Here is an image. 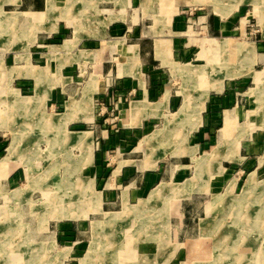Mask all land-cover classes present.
<instances>
[{
	"label": "rangeland",
	"instance_id": "1",
	"mask_svg": "<svg viewBox=\"0 0 264 264\" xmlns=\"http://www.w3.org/2000/svg\"><path fill=\"white\" fill-rule=\"evenodd\" d=\"M115 1L120 2V0ZM176 1H178L179 7L187 13L188 17H190L187 24L192 26L193 31H200L199 34H196V38H207V36H209L206 34V32L203 33L201 29H199L200 25L195 22L196 18L204 14H209L213 12V10L224 17L237 8L235 11L237 16L247 17V19L243 27L245 30H237V33L233 35L232 43L234 44L231 43L229 38H224L219 44L224 45L225 43H228V46L227 48L225 47L219 49L217 43L219 42L220 37L215 38V44L217 45L212 51L210 59H208L204 64H202L203 60L196 56V53L200 48L199 42L189 40L188 48L186 49L190 50L185 56L180 58L179 61L182 63L174 65V73L171 72L166 66L161 67L157 65V68H150L149 71L151 73H157L159 75L158 79L154 80L157 91H164L166 88H170L171 91L174 92V97L177 100L173 105V109L177 107V104L181 98L179 93L177 94V91H181L182 100L180 105L175 111L168 112L170 118L166 117V113H162V109L167 108V100L169 97V90H167L161 101L157 103L158 105L151 104L150 109L155 110L151 111L149 114L155 116H164L165 119L155 118L149 120L145 128L143 127L140 132L135 133L134 137L129 139L130 142L124 143L123 146L119 143L121 140L119 133L118 142L116 143V141H114L113 144L109 145L105 149L106 158L104 161V178L106 179L110 177L113 180L115 175L112 174V171L115 169L117 163L121 159L134 158L137 166L141 163L142 158L145 156L146 151L150 149L151 145L157 143L158 140L156 139H163V142L158 147L160 148V151H156L151 148L146 153V157L143 161V168H155L157 162L164 158L161 162H159V169L157 170V173H160L163 176L164 179L162 180L171 181L167 183L164 182L170 187L159 193L160 196L152 200L150 204L148 203L149 210L143 215L140 214L143 216V219H140L136 209L143 200H146L149 197L151 190L159 184H156L159 179L150 186L151 188L156 184L148 192V190L145 191V189H143V184H139L140 180L143 181L141 172H135L132 175H129L127 172L124 176L122 173V175L118 176V186L115 183L113 190L105 191L102 190L103 185L97 186V190H102L103 192L102 195L104 201L108 203L104 205V209L115 212L102 211L103 215L101 213L89 215L90 220H95L91 222V230L89 220H82L81 222L83 223V230L80 232L76 231L70 234H55V237L51 238L54 240V242H48L49 240L45 239V237L43 241L46 242H35L30 240V242L24 243L23 240H18L22 241V244H18L17 248L14 249V247H8L6 244L7 241H10L8 239L10 234L5 232V228L14 227V225H21L22 227H25V225L20 223L23 222V219L21 217L22 211L20 206H18L15 217L8 219L6 216H4L6 218L0 220V264H27V262H29V264H167L171 260L170 258H173L178 248L181 247H175L174 245L176 248V250H174V254L170 255L168 259L163 260L164 258H162L161 261H159L158 256L163 253V251L165 252L164 247L168 246L169 202L171 203L172 216V213L175 211L173 210V207L175 206L173 201L179 200L183 197L186 198L191 194V192L207 191L210 180L215 175H219L223 171V161L239 159L236 156V152L239 148L240 139L245 137L247 134L248 127L245 126H247L249 123H253L257 128L264 127V75L262 72H254V66L257 62V58L255 48L253 47L254 43L258 44L261 41V32L259 30H255L260 28L259 21L264 26V0ZM50 2L53 3V6L50 7L49 10H47L48 5L46 0L45 11L31 14L33 23L40 20L44 16L50 17L55 13V19L62 18L66 21L70 19L74 4L72 0H65V5L62 9H58L56 7V4H54L55 0H50ZM61 3H63V1ZM91 3L92 2L90 0L85 1L84 10L83 12L81 11L82 15L80 17L85 15L88 18L87 20H95L96 24H92L91 21H89L88 24H91V27L96 32V29H99L100 27H106L111 20L115 19V17L111 15L108 17H103L100 13V10L95 8V5L92 4L91 7ZM82 6L83 4H81L80 1L77 2V0H75L74 7L76 9H81ZM78 18L79 17L76 19L77 21ZM83 18L82 20L85 22L86 18ZM13 20L14 18L9 17V14L4 10H1L0 7V96L2 95V97L5 94V91H8L10 88L11 89L9 91H17L12 88L21 89L22 91L24 88L26 91H29V89L32 88V80L30 79L9 80V78L6 77L11 67L15 65L11 59H7L9 55H12L14 52L4 54L6 44L4 43L5 40L3 37L11 32L10 30L11 25H13ZM148 22V20L145 21V23ZM239 22L240 20H237L235 26H239ZM83 27L84 30L90 31L88 25H84ZM51 29H55L54 24ZM71 31L72 30L69 28H64L60 37L58 39L51 38L50 42H55V40L58 42L62 41V39L66 38V36L71 33ZM97 33L102 34V32L98 31ZM130 33L131 32H128V34ZM123 34L124 31L120 34L112 32L109 34L108 39L114 40L116 37H119ZM189 35H192L191 30H189ZM131 40L134 39L131 37L127 38V41ZM66 41H70V44L65 47L63 44ZM76 41L77 38L71 40L66 39L59 46H51V49L68 50L76 43ZM163 48H165V45L161 44L160 47L157 46V53L163 52ZM175 49L178 48L176 47ZM15 50L17 49H14V51ZM257 51L258 53L260 52L259 48ZM131 52L133 54L129 60L119 64L118 74H135L136 70L138 69V62L136 60L137 56L133 47L131 48ZM204 54L205 52L202 51L199 55L204 56ZM255 67L256 70H260L264 68V63H258ZM12 75L15 76L16 74L13 73ZM26 75L35 77L36 93L42 91L40 87L45 85V82H47V72L38 69H28ZM247 75H251L253 78L241 77ZM224 81L230 83L229 91L239 93L237 98L239 107L241 108H238L237 110L238 117L236 119V123L233 121L232 126L229 128L224 145L217 151H215L217 146L209 151L211 146L209 137H204L201 140L199 136H196L195 132H193L191 136L189 134L191 131L196 130L201 124L202 112L205 108L209 91H222ZM77 82H80L79 88L81 89L83 84L82 81ZM111 88L112 87H110L109 90H111ZM97 89V80L95 77H92L82 91H97ZM113 89L116 90L115 87H113ZM244 93L245 95H243ZM6 96L8 98L12 97L11 95ZM37 97V94H35V96L20 97V99H26L28 102H31L37 101ZM185 99L187 102V110L185 109L184 113L176 116V112ZM127 102L128 101L125 103ZM81 105H83V103ZM96 107L97 106L95 105V114L99 112L97 111ZM198 107H200V111H198ZM81 108H84L83 111L86 113V118L89 119L92 117L91 114L87 112L85 104ZM134 111L135 110H133V112ZM116 112L117 111H114L112 115L109 116L112 119V122H104L106 127L107 125H115L113 130L122 129L121 126L123 124L121 121L122 111H120V113ZM218 112L219 115H217L216 118H218L217 120H219L218 123L220 126L222 124L223 113L222 111ZM60 117L62 116H54L52 114L43 113L40 119L41 122L45 123V125L53 126L54 123L55 125H58V122L51 123L50 119L61 121L62 118ZM98 117L99 119L100 117L103 119L106 117V114L103 116L99 115ZM217 128V126H214L213 131H211V134L208 136L215 135ZM233 128H236L238 133L235 131L237 135L230 137V131ZM109 129L110 127L108 130ZM151 131L153 132L149 134ZM85 132L86 131L77 132L76 134H69L68 132H65L63 137V143H69L71 141L72 145L80 149L82 152L80 159L75 160L73 169H69L68 167L66 169L67 171L71 170V172H77L73 182H70L68 177L58 180L52 176L55 169L56 174L59 171V175H62L63 167L67 165L68 162V160L65 159L66 154H58L55 151L51 152V146L54 147L58 144L52 137L47 138V142L49 144L41 143L38 145L39 142L33 143L31 140H28V136L23 131H14L12 133L11 142L10 133L3 132L5 133L1 136V141L4 142L2 147L3 153L0 154V157L6 153L5 149L8 145L9 146L8 156H5L0 160V173L5 167L8 159L13 158L17 153L20 152L27 178L26 184L23 187L12 189L4 196L5 200H19L23 197L24 193H31L32 189L35 188L36 190L31 194V198L33 199L29 198L27 200H23L29 202L31 209H35L36 207H41L45 204H37L38 201L35 200L40 198L43 194L41 188L38 189L37 187L47 188L51 184H55L56 187L59 188V194L65 195L67 191H63L64 189H73V194L76 196L75 198H78L74 201H69L68 203L65 202L66 204L63 203L62 207H60L63 208L61 209L63 217L69 219H79L85 216L89 211H101L100 203L95 201L93 197V193L91 191L92 185L86 180V178L79 174L82 166L88 164L92 160V147L91 142L89 141L90 133L87 135ZM80 136L83 138L84 142L82 141L81 143H78L76 140L79 139ZM143 136H145L146 139H155L142 141V144L137 151L128 153L133 147L137 145ZM196 143H207V146L205 145L201 147L200 154L202 152H209L196 155L197 148L195 146H189ZM24 145H26V149L23 148ZM29 146L31 147L32 152H27ZM39 148L44 150H40ZM185 155L189 156L191 160L189 157H177ZM208 155L210 157H208L207 160L209 161L210 165L206 167L205 170L200 169L194 181L192 180L193 182L185 185L184 182L187 179H191L195 176L196 163ZM59 164L60 167L57 169ZM176 164H188V166L175 167ZM243 164L244 162L238 165V167L240 169L242 168L243 171H239L237 174H228H232L233 176L237 177V183L236 179H231L226 184L222 192L212 193L211 195L192 194V200H182L183 207L180 210L184 212L185 217H190L191 226L186 233L181 234L180 237L183 238L181 240H185L187 237L189 238L188 242H194L197 221L201 216L203 217H201L199 220V236L208 240L204 242V248L198 252V255H191L189 260L181 261L179 264H264L262 259H260V257H264V172L259 171L256 176L255 171L250 172V169L248 170L246 165L244 166ZM224 165L228 166L230 164L225 162ZM131 167L132 166H129V168ZM133 168L135 167L133 166ZM170 173L173 174L172 177H170ZM226 174L227 172L224 174V177H227ZM135 177L137 178L135 179L134 183L133 180ZM131 180L133 183L130 184ZM21 182L24 183V181H19V183ZM129 184L130 187L128 188V193H130V195L128 202L133 205H125L122 208L121 191L123 190L124 186ZM134 187L142 188V192H140L142 196H145L148 192L145 197L140 198L136 203V197L131 196V191L134 189ZM8 188L10 190L13 187L8 186L7 189ZM60 188H62V193ZM3 190L4 189L2 187L1 192ZM105 192L107 194H105ZM111 192L112 194H110ZM13 195L16 196L13 197ZM112 197L117 199L115 204H110L111 200L109 198ZM186 201H192V204H190L189 207H186ZM204 201L205 203L203 210ZM3 203V200L0 198V205H3ZM6 214L7 208L0 209V216L3 217V215ZM47 222L46 216H43V218L40 220V229H47ZM22 235L24 236L26 233H18V236ZM105 236H113L115 240H117L116 245L112 244L111 246H107V244H109V239H106ZM124 236L131 237L134 242H154L155 245H142L139 246L137 251L135 249L128 250L122 241L126 242V245L129 248H131V242H128L127 239H124ZM142 251H146L151 254L144 257L138 256ZM256 255L258 256L257 259L253 260L252 258ZM170 264L177 263L172 261Z\"/></svg>",
	"mask_w": 264,
	"mask_h": 264
},
{
	"label": "crops",
	"instance_id": "2",
	"mask_svg": "<svg viewBox=\"0 0 264 264\" xmlns=\"http://www.w3.org/2000/svg\"><path fill=\"white\" fill-rule=\"evenodd\" d=\"M62 1L63 3H61ZM72 1L74 3L72 14L67 21L62 18L55 19V13L50 17L44 16L34 23L31 14L45 11L46 0H1L0 4L1 10L7 12L9 17L14 18L13 25H11V32L3 37L5 40L4 43L6 44L4 54L14 52L12 55H9L7 59H11L15 65L11 67L6 77L9 78V80H32V88L29 89V91H26L25 88L23 91L15 88L12 89L17 91H9L10 88L8 91H5L3 97L2 95L0 96V154L3 153L2 147L4 143L1 141V136L8 132L10 133V142L14 131L25 132L28 136V140H31L33 143L39 142L38 145L41 143L49 144L47 138L52 137L58 144L54 147L51 146V152L55 151L58 154L64 153L66 154L65 159L68 160L67 165L63 167L62 175H59V171L56 174L55 169L52 176L58 180L68 177L69 181L73 182L77 172H71V170L67 171L66 169L67 167L73 169L75 160L80 159L82 152L80 149L74 147L71 141L69 143H63V137L65 132L76 134L77 132L86 131L85 133L87 135L90 133L89 141L92 147V160L88 164L82 166L79 174L86 178L92 185L91 191L93 197L95 201L100 203L101 211H89L85 216L79 219L63 217L61 208L58 206V203H60L59 188L56 187L55 184H51L47 188L37 187L38 189L41 188L44 194H42L40 198L35 199L38 201L37 204L48 203L47 206L31 209L29 202L23 201L29 198L33 199L31 198V194L36 190L35 188L32 189L31 193H24L23 197L19 200H5L4 196L6 194L12 189L23 187L27 181L26 171L23 166V159L20 152L13 158L8 159L5 167L0 173V198L4 202L3 205H0V209L7 208V214L3 215V217L0 216V220L6 217L8 219L15 217L17 207L20 206L23 214L22 219L24 222L28 223L29 239L35 242H46L43 241L44 237L49 240L48 242H54L51 238L55 237V234L80 232L83 230L82 220H89L91 230V222L95 220H90L89 215L94 213H101L103 215L102 211L115 212L104 209V205L108 203L103 199L102 190H113V186L115 183L117 185L119 181L118 176L122 175V173L124 176L127 172L129 175L135 172H141L143 181L140 180L139 184H143V189H145V191L148 190V192L158 183L171 182L162 180L164 179L163 176L157 173L159 162L164 158L157 162L155 168H143V161L146 157V153L151 148L160 151L158 147L163 142V139H156L158 140L157 143L151 145L150 149L146 151L145 156L142 158L141 163L137 166L134 158L121 159L112 171V174L115 175L113 180L110 177L104 178L105 149L113 144L114 141H116V143L118 142L119 133L121 138L119 143L123 146L124 143L130 142L129 139L133 138L135 133L140 132L143 127L145 128L149 120L155 118L165 119L164 116L149 114L151 111L155 110L150 109L151 104L159 103L167 90H169L167 108L162 109V113H166V117L170 118L168 112L175 111L180 105L182 100L181 91H177V94L179 93L181 98L177 107L173 109V105L177 100L174 97V92L171 91L170 88H166L164 91H157L154 80L158 79L159 75L157 73H151L149 71L150 68H157V65L161 67L166 66L173 72L174 65L182 63L179 61L180 58L189 52L190 49H186L188 48L189 40L199 42L200 48L196 56L203 60L202 64H204L210 59L212 51L222 39L229 38L232 43L233 35L237 33V30H245L243 27L247 19V17L237 16V13H235L237 8L224 17L213 10V12L209 14H204L196 18L195 22L200 25L199 29H201L203 33L206 32V34L209 35L207 38H196V34H199L200 31H193L192 26L187 24L190 17L179 7V3L176 0H120V2H116L115 0H90L92 2L91 7L92 4L95 5V8L100 10L103 17H108L110 15L115 17L106 27H100L96 29L95 32L91 27L92 25L88 24L91 20H87L88 18L85 15L80 17L82 15L81 11L83 12L84 10L85 1L88 0H77V2L80 1L81 4H83L81 9H76L74 7L75 0ZM55 4L58 9H62L65 5V0H55ZM77 17H79V22L76 20ZM83 17L86 18L85 22L82 20ZM146 20L149 22L145 23ZM237 20L241 22H239V26H235ZM93 21H91L92 24H96V21ZM53 24L55 25V29H51ZM84 25H88L90 31L84 30ZM259 26L260 28L255 31L259 30L261 32V41L258 44L254 43L253 46L257 58L255 66L258 63H264V26L260 21ZM64 28L71 29V33L60 42L57 40H55V42H50L51 38L58 39ZM189 30L192 31V35H189ZM97 31L102 32V34L97 33ZM123 31L124 34L116 37L114 40L108 39L110 33L114 32L120 34ZM128 32L131 33L128 34ZM129 37L134 40L127 41ZM218 37H220V40L215 44V38ZM75 38H77L76 43L68 50L51 49V46H59L66 39L71 40ZM161 44L165 45V48H163V52L157 53V46L160 47ZM132 47L135 49L137 56L138 69L135 74H118L119 64L127 62L132 56ZM176 47L178 49H175ZM258 48L260 51L259 53L257 51ZM14 49L17 50L14 51ZM202 51L205 52L204 56L199 55ZM255 66L254 72H262L264 75V68L256 70ZM28 69H38L47 72V82L40 87L42 91L36 93V79L31 75H26ZM13 73L16 75L13 76ZM92 77H95L97 80V91H82ZM241 77L253 78L251 75ZM77 81H82L83 84L81 89L79 88L80 82ZM225 81L222 91H209L205 108L202 112L201 124L196 130L191 131L189 134L191 136V134L195 132L196 136H199L201 140L204 137H209V142H211L209 151L224 140L222 128L224 126L225 117L229 116L236 123L238 117L237 110L241 108L239 107L237 98L239 93L229 91L230 83ZM110 87H112L111 90H109ZM113 87H115L116 90H114ZM245 93L243 95H245ZM35 94L38 96L37 101L28 102L27 100L20 99V97L35 96ZM6 95H11L12 97L8 98ZM126 101L128 102L125 103ZM82 103L83 105L85 104L87 112L92 116L89 119L86 118V113L83 111L84 108H81L83 107V105H81ZM134 104L138 105V109L136 108L137 110L133 112L132 106ZM95 105L97 106V111H99L97 114H95ZM114 111L118 113L122 111V129L113 130L115 125H107L106 127L104 123L107 121L112 122L109 116L112 115ZM218 111H222L223 113L222 124L220 126L218 123L219 120L216 118L217 115H219ZM43 113L62 116L60 117L62 119L58 122V125H45L40 119ZM104 114H106V117L103 119L100 117L99 119L98 116H103ZM214 126L218 127L215 135L208 136L211 134V131H213ZM109 127L110 129L108 130ZM245 127H248L247 134L240 139L239 148L236 152V156L239 159L223 161V171L210 180L207 191L191 192L188 197L173 201L175 205L173 210L175 211L172 213V216L171 203L169 202L168 246H165V252L163 251V253L158 256L159 261H161L162 258H164L163 260L168 259L170 255H173L176 246L181 247L178 248L173 258H170L171 260L167 264H170L172 261L177 264L181 261H187L191 255H198V252L204 248V242L208 240L200 237L198 232L199 220L203 216L198 218L194 242H188L189 238L187 237L185 240H181L183 239L180 237L181 234L186 233L191 226L190 217H185L184 212L180 210L183 207L182 200H192V194L211 195L212 193H220L231 179H236L237 183V177L228 174H237L239 171H243L242 168L240 169L238 167L242 162H244L243 165H246L248 170L250 169V172L255 171L256 176L259 171L264 172V127L257 128L253 123H249ZM235 131L238 133L236 128L230 131V137L237 135ZM145 136H143L137 145L128 153L137 151L142 141L155 139H146ZM205 145L207 146V143H196L189 146H195L197 148L196 155H201L209 152H202L200 154L201 147ZM8 146L5 149L6 153L0 157V160L8 156ZM23 148L26 149V145H24ZM39 149L44 150L42 148ZM27 152H32L30 146ZM225 162L230 165H224ZM60 164L57 169L60 167ZM129 166L132 167L129 168ZM133 166L135 168H133ZM186 166H188V164L175 165V167ZM226 172L227 177H224ZM172 173H170V177L173 176ZM136 178L137 177L133 180L134 183ZM157 180L158 182L150 188ZM19 181H24V183H19ZM133 182L131 180L130 184ZM130 184L124 186L121 191L122 208L125 205H133L128 202L130 195V193H128V188ZM99 185H103L102 190H97V186ZM8 186L13 188L9 190V188L7 189ZM2 187L4 190L1 192ZM140 192H142V188L139 187H134L131 191V196L136 197L135 203L148 194L147 192L145 196H142ZM105 194L107 193L105 192ZM110 194H112V192ZM109 199L111 200L110 204H115L117 202V199L113 197ZM205 201L203 202V210ZM190 204H192V201H186V207H189ZM43 216H46L48 221L47 229L45 230L40 229V220ZM123 238L131 242V248H129L126 242L122 241L128 250L135 249L137 251L139 246L155 245L154 242H134L132 238L128 236H124ZM171 241L178 244H173Z\"/></svg>",
	"mask_w": 264,
	"mask_h": 264
},
{
	"label": "bare ground",
	"instance_id": "3",
	"mask_svg": "<svg viewBox=\"0 0 264 264\" xmlns=\"http://www.w3.org/2000/svg\"><path fill=\"white\" fill-rule=\"evenodd\" d=\"M54 4H55V2H54ZM47 5H48V8H47V10H49L50 9V7H52L53 6V3H51L50 2V0H47ZM57 7V6H56ZM68 44H70V41H66V42H64V44H63V46H67ZM218 48L219 49H222V48H227V46H228V43H225L224 45L222 44V45H220V44H218ZM237 46V45H236ZM240 46V45H239ZM216 47V46H215ZM235 48V47H234ZM245 52V51H244ZM191 73V72H190ZM230 74V73H229ZM228 74V75H229ZM192 75V74H191ZM257 81V80H256ZM220 84V83H219ZM219 88V87H218ZM219 90V89H218ZM187 97V96H186ZM28 99V98H27ZM26 100V99H25ZM137 104H134L133 106H132V110H137L138 109V105L136 106ZM186 106H187V102H186V99L184 100V102L181 104V106L179 107V109H178V111L176 112V116H179V115H181L182 113H184V111H185V109H186ZM137 108V109H136ZM197 109H199L198 111H200V107H198ZM187 110V109H186ZM192 111H194V110H192ZM200 113V112H199ZM198 115V114H197ZM47 117V116H46ZM200 119V118H199ZM47 120V119H46ZM51 121V123H54V122H59V121H56L55 119H50ZM48 121V120H47ZM195 123V122H194ZM198 123V122H197ZM55 124V123H54ZM193 124V123H192ZM232 124H233V120L229 117V116H226L225 117V120H224V126H223V128H222V131H223V133H224V140H223V142L222 143H220V144H218L217 145V148H216V150L215 151H217L219 148H221L223 145H224V142H225V140H226V135H227V132H228V130H229V128L232 126ZM195 125V124H194ZM192 126V125H191ZM195 127H196V125H195ZM75 136V135H74ZM77 138H78V136H77ZM74 141H75V139H74ZM83 141V138L80 136V138L79 139H77L76 140V142H78V143H81ZM84 142V141H83ZM228 143V142H227ZM13 145V144H12ZM11 150V149H10ZM85 155V154H84ZM211 155V154H210ZM87 156V155H86ZM208 157H210L209 155L208 156H205L203 159H201L200 161H198L197 163H196V172H195V176L194 177H192L191 179H187L185 182H184V184L186 185V184H188V183H191V182H193L194 181V179L196 178V176L198 175V173H199V171H200V169H204L205 170V168L206 167H208L210 164H209V161L207 160V158ZM83 159H84V157H83ZM86 160V159H85ZM33 174V173H32ZM193 180V181H192ZM74 184V183H73ZM247 185H249V184H247ZM251 186V185H250ZM254 186V185H253ZM168 187H170V186H168L167 184H165L164 182H161V183H159L155 188H153L152 190H151V192L149 193V197L146 199V200H143L142 202H141V204L137 207V214H139V217H140V219H143L142 217L143 216H141V215H143L145 212H148V210H149V208H148V203L150 204V202H152V200H154V199H156L158 196H160L159 195V193H161V192H163V191H165V189L166 188H168ZM60 190H61V193H62V188H60ZM63 191H67L66 192V194L64 195V194H60V203H58V206H60V207H62V205H63V203H65V202H69V201H74L75 199H78V198H75L76 196H74V194H73V189H64ZM168 191V190H167ZM245 192V191H244ZM60 193V192H59ZM73 194V195H72ZM16 195H13V197H15ZM84 202V201H83ZM74 203V202H73ZM66 204V203H65ZM78 204V203H77ZM43 205V204H42ZM48 205V203H45L44 204V206H47ZM76 206V205H75ZM68 208V207H67ZM61 209H63V208H61ZM21 213V212H20ZM141 214V215H140ZM21 217H23V214L21 213ZM166 219V218H165ZM147 220V219H146ZM143 221V220H142ZM148 221H150V220H148ZM19 222V221H18ZM17 222V223H18ZM146 222V221H145ZM157 222V221H156ZM263 222H264V220H263ZM20 223H22L23 225H25V227L23 226H21V225H17V226H15L14 225V227H8V228H5V232L7 233V234H10L9 236H8V239L10 240V241H7V245H8V247H14V249L15 248H17V246H18V244L20 245V244H22V241H18V240H23V242L24 243H27V242H30V239H29V234H28V223L27 222H20ZM164 223V222H163ZM162 223V224H163ZM146 224V223H145ZM159 224V223H158ZM161 224V225H162ZM96 225V224H95ZM151 227V226H150ZM157 227V226H156ZM156 229V228H155ZM160 229V228H159ZM161 230V229H160ZM96 231V230H95ZM103 231V230H102ZM163 231V230H162ZM20 232H23V233H26V235H22V236H18V233H20ZM96 233V232H95ZM98 233H99V231H98ZM112 234V233H111ZM95 235V234H94ZM102 235V234H101ZM120 235H121V233H120ZM166 235V234H165ZM106 237V239H109V244H107V246H111L112 244L113 245H116V242H117V240H115V238L113 237V236H110V237H108V236H105ZM167 238V237H166ZM134 239V238H133ZM227 239V238H226ZM18 241V242H17ZM95 241V240H94ZM94 244V243H93ZM222 246V245H221ZM227 246V245H226ZM115 247V246H114ZM219 247H220V242H219ZM30 248V247H29ZM91 248H93V247H91ZM223 249V248H222ZM225 249H227V248H225ZM120 250V249H119ZM123 250H125V249H123ZM122 251V250H121ZM127 251V250H126ZM125 251V252H126ZM134 252V251H133ZM138 254V253H137ZM151 253H148V252H146V251H142V252H140V254L138 255V256H140V257H144V256H148V255H150ZM257 254V253H256ZM133 256V255H132ZM257 255L256 256H254L252 259L253 260H256L257 259ZM259 259V258H258ZM260 259H262V262H264V257H260ZM14 261V260H13ZM12 261V262H13ZM236 263V262H235ZM27 264H29V262H27Z\"/></svg>",
	"mask_w": 264,
	"mask_h": 264
}]
</instances>
